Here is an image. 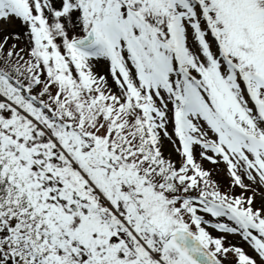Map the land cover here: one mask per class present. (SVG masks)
Segmentation results:
<instances>
[{
    "label": "snow or ice",
    "instance_id": "obj_1",
    "mask_svg": "<svg viewBox=\"0 0 264 264\" xmlns=\"http://www.w3.org/2000/svg\"><path fill=\"white\" fill-rule=\"evenodd\" d=\"M0 264H264V0H0Z\"/></svg>",
    "mask_w": 264,
    "mask_h": 264
}]
</instances>
